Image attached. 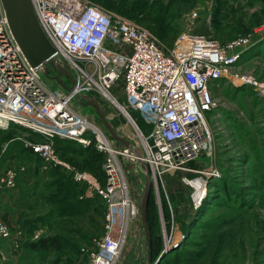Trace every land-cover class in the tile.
<instances>
[{
  "label": "rangeland",
  "instance_id": "1",
  "mask_svg": "<svg viewBox=\"0 0 264 264\" xmlns=\"http://www.w3.org/2000/svg\"><path fill=\"white\" fill-rule=\"evenodd\" d=\"M86 1L146 27L165 51L183 31L210 34L221 43L251 35L239 49L235 71L252 75L258 84L225 79L215 88L219 105L205 113L214 133L210 153L199 154L182 168L157 170L154 177L149 173L146 222L150 264H264V38L253 34L264 23V0ZM44 81L52 89L60 88L48 77ZM89 95L117 135L130 142L138 139L113 106L97 94ZM74 105L103 127L94 108L76 101ZM129 112L144 131L149 130L137 111ZM34 138L38 137L16 125L0 128V175L7 169L16 171L15 186L0 188V216L6 215L20 237L17 250L6 243L0 264H78L104 234L105 205L90 185L73 178L72 170L31 154L24 141ZM68 145L63 160L69 168L85 171L101 183L105 154L93 143L84 148ZM119 160L140 207L145 172L130 159ZM194 193H201L197 204ZM47 237L57 239L59 247L29 249V243ZM147 249L139 212L115 264H146Z\"/></svg>",
  "mask_w": 264,
  "mask_h": 264
},
{
  "label": "built area",
  "instance_id": "2",
  "mask_svg": "<svg viewBox=\"0 0 264 264\" xmlns=\"http://www.w3.org/2000/svg\"><path fill=\"white\" fill-rule=\"evenodd\" d=\"M30 2L54 48L56 63L70 75L60 76L68 90L60 85L52 89L44 81L46 67L49 76H58L48 62L36 66L28 62L0 0V128L11 124L26 129L38 137L24 141L31 153L66 166L76 181L92 187L105 205L104 234L78 264H115L129 225L140 212L119 158L130 159L154 177L157 170L182 168L199 154L210 153L214 133L205 113L219 105L213 89L222 79L258 84L252 75L235 71L239 49L251 41V35L221 43L211 35L183 31L165 51L146 27L86 0ZM253 34L264 38V23ZM90 93L113 106L138 139L125 146L80 113L74 101L87 107L80 100L83 95L93 99ZM130 110L142 116L148 131L137 124ZM57 140L82 146L93 143L105 154L104 182L69 168L57 153ZM15 181L16 171L7 169L0 175V188H13ZM201 193L199 197L194 193L195 204ZM0 242L13 250L20 246V237L2 216Z\"/></svg>",
  "mask_w": 264,
  "mask_h": 264
},
{
  "label": "water",
  "instance_id": "3",
  "mask_svg": "<svg viewBox=\"0 0 264 264\" xmlns=\"http://www.w3.org/2000/svg\"><path fill=\"white\" fill-rule=\"evenodd\" d=\"M1 2L6 14L9 28L28 62L33 66L48 62L51 68L56 69L58 76H49L48 67L45 68V76L53 79L63 89L68 90V87L62 82L60 76L65 75L70 78V75L58 63H56L54 58V48L41 30L35 18L30 0H1ZM80 104L94 108L103 127L113 139L125 146L130 144L129 141L124 140L115 133L111 124L104 117L96 100L83 95L81 96ZM136 154H139L138 151H136ZM142 166L144 165L142 164ZM150 187V174L147 169H145V187L140 202V213L141 223L143 225L148 247L146 264H150L151 262L150 235L146 222V207Z\"/></svg>",
  "mask_w": 264,
  "mask_h": 264
},
{
  "label": "trees",
  "instance_id": "4",
  "mask_svg": "<svg viewBox=\"0 0 264 264\" xmlns=\"http://www.w3.org/2000/svg\"><path fill=\"white\" fill-rule=\"evenodd\" d=\"M202 34H206V33H202ZM207 35H210V34H207ZM50 73L54 74V70H50ZM215 88L213 89V91L215 90ZM69 143H76L77 144V142L70 141V140H57L56 141V150H57L58 155L62 159H64V157H63L64 151L66 149H68V146H70V145H68ZM80 148H84V147L80 145ZM31 154H33V153H31ZM34 156H36V155H34ZM36 157H38V156H36ZM100 177H102V176H100ZM103 182H104V179H102V183ZM147 213H148V200H147V207H146V220H147ZM2 218L6 221V215L3 214ZM28 247H29V249L34 250V251L35 250H45V251H47V250L52 249V248H58L59 245H58L57 239H55L53 237H47V238H41V239H39L36 242L29 243Z\"/></svg>",
  "mask_w": 264,
  "mask_h": 264
},
{
  "label": "crops",
  "instance_id": "5",
  "mask_svg": "<svg viewBox=\"0 0 264 264\" xmlns=\"http://www.w3.org/2000/svg\"><path fill=\"white\" fill-rule=\"evenodd\" d=\"M225 79H222L219 83H218V86H217V89L219 88V86H221L220 84L222 82H225L224 81ZM228 82V81H227ZM7 220V219H6ZM6 247V242H0V252L3 253L4 249Z\"/></svg>",
  "mask_w": 264,
  "mask_h": 264
}]
</instances>
